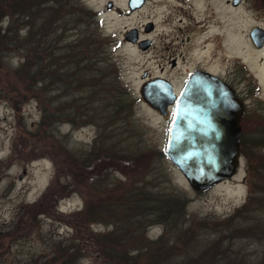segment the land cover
<instances>
[{"label":"rangeland","instance_id":"obj_1","mask_svg":"<svg viewBox=\"0 0 264 264\" xmlns=\"http://www.w3.org/2000/svg\"><path fill=\"white\" fill-rule=\"evenodd\" d=\"M128 1L0 0V264H264V53L244 41L251 21L233 28L217 12L222 28L201 32L197 0ZM133 28L153 44L127 40ZM199 66L247 101L240 170L204 191L166 156L170 121L141 94L147 76L180 87ZM121 90L131 106L115 115Z\"/></svg>","mask_w":264,"mask_h":264},{"label":"water","instance_id":"obj_2","mask_svg":"<svg viewBox=\"0 0 264 264\" xmlns=\"http://www.w3.org/2000/svg\"><path fill=\"white\" fill-rule=\"evenodd\" d=\"M145 1L129 0V9L133 11ZM126 39L137 43L138 30H130ZM139 45L147 48L150 42L144 40ZM162 82L164 79L158 78L145 83L141 94L163 116L175 105L165 146L171 163L195 191L210 189L237 175L243 160L240 121L245 109L236 91L203 70L192 74L178 100Z\"/></svg>","mask_w":264,"mask_h":264},{"label":"flooded vegetation","instance_id":"obj_3","mask_svg":"<svg viewBox=\"0 0 264 264\" xmlns=\"http://www.w3.org/2000/svg\"><path fill=\"white\" fill-rule=\"evenodd\" d=\"M179 1L180 2L183 1L184 3L187 2L189 3V6L192 7L193 6L192 2L195 0H179ZM200 3H201V6H200ZM196 4H198L199 7L197 11L198 16L195 17V22H196L195 24L197 27L202 28L201 32L209 31L211 28L217 27V26L219 28H222L220 25L222 22L220 20L215 21L214 14L215 13L217 14V12H219L218 13L219 17L221 16L219 19L224 18L225 19L224 22H228L230 26H233V28L235 26L238 29V27H243V24L245 25L247 23L249 24V21H251V23L248 25V28L246 31L247 33L244 36V41L247 43V46L251 48L252 50L264 53V0H197ZM246 5L248 6L245 7ZM201 8H202V11L204 10L206 11V13H208L206 14L205 17H203L202 15V13L205 14V12H202L200 10ZM245 11H249L252 15L256 14L257 16L256 17L251 16L248 20H246L245 16L244 17L240 16L242 13H245ZM229 36H230V40L232 41V45L240 44V41L236 42V40H233L230 34ZM145 39L148 40L150 44H153L152 39L150 38H145ZM145 39L143 38L138 39L137 45H139V43L141 41H144ZM194 49H197V47L195 46ZM179 59L182 60L184 59V57L183 56L173 57L169 60L170 62L169 66L171 68V71L174 72L177 69V67L179 66L178 65ZM161 69L163 70L164 68L161 67ZM198 70L207 71L214 75H217L214 72L207 70L206 68L202 66H199L193 70H190L186 74V76L181 80L180 87L176 86V81H174V79H176L175 77L168 78L164 75H157L154 77L147 76L144 78L145 79L144 84L152 80L162 78L165 81V82H162L163 86L170 92V94L171 92H174V94L176 95V99L178 100L180 96L182 95L185 85L187 84L192 74ZM222 80L236 91L237 97L244 105L245 113L240 121L241 130H242V134H241V145H242L243 139H244L243 121L247 117V101L245 97L243 96V93L239 92V89L235 84L229 82L226 79H222ZM174 110H175V105L171 106L168 110L169 111L168 115L164 116L165 118L169 119L170 122L172 120Z\"/></svg>","mask_w":264,"mask_h":264},{"label":"trees","instance_id":"obj_4","mask_svg":"<svg viewBox=\"0 0 264 264\" xmlns=\"http://www.w3.org/2000/svg\"><path fill=\"white\" fill-rule=\"evenodd\" d=\"M4 36L5 35H2V37H3V39H4ZM2 39V40H3ZM128 97H130L129 96V94H128V92L127 91H125V92H122V90H121V93H118V95L116 96L115 95V97H114V99H113V101H114V107H115V109H116V111L115 112H113V113H115V115H118V114H120L122 111H124V110H126L127 109V106L129 105V106H131L130 105V103L129 102H127V99H129ZM129 103V104H128ZM126 104H128V105H126ZM124 109V110H123ZM122 110V111H121ZM165 156V155H164ZM168 199V198H167ZM167 199H162L161 197L156 201V203L154 204V207L156 208V209H158V211H161V212H165V211H169L172 207V203L169 201V200H167ZM143 203V202H142ZM148 204V203H147ZM147 204H136V203H134V204H132V208L134 207L135 209H138V210H140L139 211V213H140V216H145L146 215V211H144V210H146V206H147ZM152 205H153V201H152V203L150 204L149 203V206L152 208ZM126 259H128V256H126V254H124L123 255Z\"/></svg>","mask_w":264,"mask_h":264}]
</instances>
